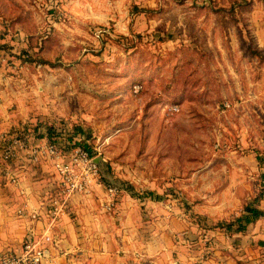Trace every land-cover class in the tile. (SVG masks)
<instances>
[{"label": "rangeland", "instance_id": "1", "mask_svg": "<svg viewBox=\"0 0 264 264\" xmlns=\"http://www.w3.org/2000/svg\"><path fill=\"white\" fill-rule=\"evenodd\" d=\"M0 111L87 131L122 191L78 207L133 264H264V217L218 226L264 209V0H0Z\"/></svg>", "mask_w": 264, "mask_h": 264}, {"label": "built area", "instance_id": "2", "mask_svg": "<svg viewBox=\"0 0 264 264\" xmlns=\"http://www.w3.org/2000/svg\"><path fill=\"white\" fill-rule=\"evenodd\" d=\"M172 110L178 108L174 106ZM87 145L88 148L73 145L66 149L47 136L37 138L18 130L0 135V159L5 166L1 172L11 184L19 185L20 175L16 164L22 161L30 165L50 163L54 170V180L50 182L40 205L31 207L30 211L26 207L18 211L19 215L29 217L35 224L45 215L43 231L39 233L35 226H31L28 237L19 248H7L0 253V264H44L48 258L49 245L58 242L55 228L59 220L68 214L70 201L75 195L88 198L95 188L103 187L102 207L115 209L122 191L121 185L103 179L100 166L95 161L101 156V149ZM103 161L106 159L103 158ZM43 208L45 214L41 212Z\"/></svg>", "mask_w": 264, "mask_h": 264}, {"label": "crops", "instance_id": "3", "mask_svg": "<svg viewBox=\"0 0 264 264\" xmlns=\"http://www.w3.org/2000/svg\"><path fill=\"white\" fill-rule=\"evenodd\" d=\"M1 111L0 135L6 132ZM20 164L23 165H17V172L20 175L19 185H13L2 174L1 169L5 166L0 159V253L7 248H19L23 240L28 237L31 226H35L36 231L41 233L46 221V217L43 215L40 221L35 224L29 217L19 215L18 211L22 207H26L30 211L31 207H38L45 199L46 190L54 178L53 167L50 163L31 165L35 168V172L31 173L30 170H26L27 163L22 161ZM99 196V203L102 204L104 198L102 195ZM77 197L78 195H75L71 199L73 207L69 213L79 214L81 235L79 236L74 230L75 223L70 222L67 216L62 217L55 228L58 242L49 245L48 258L44 264H133V260L136 258L131 253L133 247L131 241L125 236L106 239L103 237L104 230H106L103 226H86L87 221L94 218V214L97 212L92 210L94 209L92 203L79 208L80 201ZM88 199L90 202L94 200L91 197ZM124 205L126 204L123 201L117 206L119 218L123 213H126ZM41 212L44 213L45 208ZM75 248L78 249L77 253L74 252ZM111 249L116 251L109 252ZM102 261H107V263H101Z\"/></svg>", "mask_w": 264, "mask_h": 264}, {"label": "trees", "instance_id": "4", "mask_svg": "<svg viewBox=\"0 0 264 264\" xmlns=\"http://www.w3.org/2000/svg\"><path fill=\"white\" fill-rule=\"evenodd\" d=\"M17 130L21 133L33 134L37 138L47 136L52 142L59 144L66 149L73 145H81L88 148L87 140L90 138L87 131L79 125L74 126V128L66 129L58 128L55 122L48 124L45 128H17ZM127 189L132 191L130 186H127ZM148 194L155 199H159L154 192H149ZM260 199L261 196H258L255 198L254 203L245 205V213L242 216L230 222H220L218 226H223L228 231H245L250 223L264 217V209L260 208L258 205Z\"/></svg>", "mask_w": 264, "mask_h": 264}, {"label": "water", "instance_id": "5", "mask_svg": "<svg viewBox=\"0 0 264 264\" xmlns=\"http://www.w3.org/2000/svg\"><path fill=\"white\" fill-rule=\"evenodd\" d=\"M95 161L99 164L103 177L106 178V173H105V168H104L102 157L96 158Z\"/></svg>", "mask_w": 264, "mask_h": 264}]
</instances>
